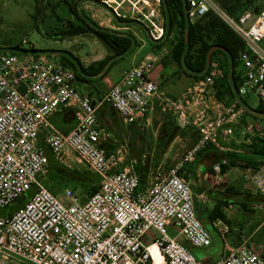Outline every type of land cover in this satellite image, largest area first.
<instances>
[{"label":"built area","instance_id":"obj_1","mask_svg":"<svg viewBox=\"0 0 264 264\" xmlns=\"http://www.w3.org/2000/svg\"><path fill=\"white\" fill-rule=\"evenodd\" d=\"M185 1L191 20L213 11L245 43L237 68V97L228 104L217 97V81L223 76L217 62L209 75L170 97L150 76L155 59H148L124 70L119 81L97 100L79 90L75 71L63 64L57 52L1 48L0 208L31 195L13 214H0V264H155L152 245L162 264H207L170 234L176 229L197 248L212 244L210 231L196 212L194 182L179 169L208 144L225 150L244 117L249 136L264 138V128L249 121L251 114L241 102L257 93L264 104V3L259 1L234 17L218 0ZM111 8L125 18L126 14ZM152 10L142 16L152 25L146 26L151 39L160 41L165 32L161 0ZM23 43L30 42L25 39ZM32 48L36 47L30 43L25 49ZM155 101L181 128L197 130L199 140L173 168L158 169L148 187L138 191L137 161L126 163L128 147L120 144L108 153L100 145L102 139L113 137L98 120L97 111L108 104L125 124L132 125L147 120ZM65 108L75 110L76 124L69 132L61 131L52 120ZM47 149L60 163L71 159L73 152L76 162L99 176L98 190L81 200L67 188L65 200L59 198L42 180L48 174ZM248 173L247 179L264 196V164L248 168ZM204 177L216 185L225 182L219 165ZM216 228L226 252L213 264H264L262 252L245 242L229 246L227 223L218 221ZM152 230L157 235L147 245Z\"/></svg>","mask_w":264,"mask_h":264},{"label":"trees","instance_id":"obj_2","mask_svg":"<svg viewBox=\"0 0 264 264\" xmlns=\"http://www.w3.org/2000/svg\"><path fill=\"white\" fill-rule=\"evenodd\" d=\"M39 0H37L38 2ZM220 4L227 9V11L234 17H239L246 9L256 6L261 0H218ZM85 2H95L107 10H109L119 24L131 26L139 24L137 20L130 18H123L114 12L103 0H61L57 4H52V11L56 12V8L61 3L66 4L69 12L74 17L66 23H62L60 29L54 31L52 36L65 39L78 35L90 34L100 39L110 50V53L103 59L93 61L88 65L82 63L81 59L70 51L59 50H40L36 48L25 49L21 44L14 48H7L10 50L23 51H52L57 52L61 61L67 67L75 71L77 81L80 83L88 82L90 78L99 77L103 79L110 69L127 54L133 52L138 46V40L132 32L117 31L105 28L93 21L89 15L83 10L82 5ZM162 12L164 15L165 32L162 39L156 44V48L162 47L169 41V52L162 58L161 63L167 66L171 63H176L181 71L194 77L195 80L203 78L211 73L212 64L217 62L223 70V76L217 81V97L224 103H230L237 97L239 74L237 68L239 66V57L241 52L245 49L243 39L216 13L208 12L205 16L191 20L187 14V3L185 0H161ZM257 10L260 6H257ZM59 20H62L57 15ZM37 19V16L34 15ZM172 39L170 40V38ZM155 42V41H154ZM216 47V48H215ZM4 47H2L3 49ZM215 48L209 57L210 51ZM1 50V47H0ZM242 104L247 107V110H252L255 114L264 116V104L259 101L256 108H251L246 98H241ZM165 131L164 137H159L158 153L152 164L149 158L144 163L139 162L136 165V170L140 177L138 191L145 190L148 183L156 173V167L159 164L157 159L163 151L166 152L170 141L173 139L175 133L170 131L175 130L177 124L171 116L164 118ZM180 128V127H179ZM177 135L181 136L183 140H187L190 148L193 147L199 140V133L193 127L179 129ZM241 144L236 147L239 150L223 151L208 144L201 151H199L194 160L183 163L179 169V173L187 178L198 179L197 168L203 163L207 157H214V165L205 167L203 173L213 171L216 165H219L221 172H225L231 165H237L243 169L255 168L256 166L264 164V138L258 136L246 135ZM235 145L233 144V147ZM235 148V147H234ZM49 159L47 176L56 179L59 185L67 186L70 183H76L82 187L88 196L94 194L100 184V178L97 174L88 169L78 170L69 169L60 163L55 154L47 149ZM223 155V156H222ZM222 156V158H221ZM183 159V158H182ZM180 159V161L182 160ZM172 161L167 159L163 164V171L171 169ZM173 168V167H172ZM51 190V189H50ZM52 191V190H51ZM232 191L229 187L227 192ZM54 192V191H52ZM31 194H27L18 199L12 206L5 209L2 215H11L14 213L12 208L19 209L30 198ZM264 200V197H262ZM230 201L219 199L217 204L211 210L209 218L211 223L216 219H221L228 225L232 226L231 220L225 215L223 206L229 205ZM248 209L249 205L242 203ZM199 218L203 220L204 215L199 214ZM210 230V229H209Z\"/></svg>","mask_w":264,"mask_h":264},{"label":"crops","instance_id":"obj_3","mask_svg":"<svg viewBox=\"0 0 264 264\" xmlns=\"http://www.w3.org/2000/svg\"><path fill=\"white\" fill-rule=\"evenodd\" d=\"M103 2L113 7L119 14H126L125 18H141L143 17L142 14L148 15L149 13H152L153 6H158V0H103ZM82 8L89 15V17L100 26L117 31H130L136 36L138 40V46L135 48V50L127 54L123 59L119 60L103 79H100L99 77H93L90 78L88 82H78V86L83 88L81 90L79 88L82 93L89 94L93 99L98 100L102 98L110 90V88L119 81V78L124 70L131 66L138 65L140 62L148 59H155L154 69L152 70L150 76L159 83L160 90L166 92V94L170 97L179 96L193 82L190 80V82L187 83L185 87H180V83L185 77L192 79V76L181 71L176 63H171L166 67L162 65V58L169 52V48H167L169 47L167 45L169 41L162 47L156 48L155 46L159 41L154 42L152 40L153 43L151 44L150 48L147 49L149 43L145 39L143 40L140 37L138 38V35L133 30V26L137 24L126 26L117 23L115 16L109 10L95 2H85L82 5ZM143 28L144 27L139 26L140 30ZM142 31L147 32L146 29ZM147 35L151 39L148 32ZM109 53L110 50H107V55ZM97 60H89L86 62H83L82 60L81 61L83 64L88 65L91 62ZM166 116H171L176 122V118L170 112L164 111L159 101H155L152 109L146 116L147 120H141L132 125H127L123 122L119 113L112 106L104 104L99 107L97 111V117L107 132L112 135L113 139L104 138L101 140L100 145L106 150V152L112 153L115 152V149L120 144H125L128 147L126 163L134 159L137 161V164L139 162L144 163L146 159L149 158L150 163L152 164L154 159L157 157L159 137H164L166 133L165 131H167V128L163 126L165 125L164 118ZM52 120L61 131L69 132L76 124L75 110L73 108H65L57 112L53 116ZM177 127L179 128L180 126L177 124ZM178 128L175 130L172 128L170 130L175 134L169 143L167 151H163L161 154H159L161 155V158L159 157L157 159V161H160L156 167V171L158 169L163 170V164L167 159L170 158L171 161L173 160L174 153L171 154V152L173 151L175 145L177 143L179 144L181 141H185L181 138V136L177 135ZM179 129L185 128L180 127ZM233 144L235 145V148L233 147ZM240 144L241 142H232L231 144H228L226 149L223 151L233 149L239 150L236 149V147H238ZM214 159V157L205 158L203 163L197 168L198 179L193 177L189 178L194 182L193 191L194 188H196V194L194 192V195L195 208L198 217L199 214L202 216L204 215L203 220H200L208 230L210 229L208 226H211L209 231L212 237V244L206 248L193 247L179 235L176 229L172 228L170 230V234L174 237H177V239H179L187 248H189L193 254L194 250H196V255H194L198 260H201L207 264H213L226 252V245L224 242L222 249L211 250L210 248L214 243L213 232L219 234L216 224L218 221L222 220L218 218L211 223L209 214L219 199L230 201L229 205H224L222 207L225 215L232 222V226L229 225V246L236 247L237 244L245 242L252 248H263L262 244L264 243V214H261L264 213V200L262 198L264 196L261 195L255 188L254 184L249 179H247L246 176L249 174L248 169H243L237 165H231L225 172H223V178L225 181L224 184L216 185L213 183L212 179H206L204 177L206 172H202L205 167H211L214 165ZM72 160L76 161V159ZM178 162H180V160L177 161V163ZM177 163L171 166L174 167ZM228 187L232 190L230 191L231 193L227 192ZM197 198L201 201L200 204H196ZM242 203L248 204V209H246ZM257 208L261 212H255V209ZM235 231L238 232L236 233ZM246 232H248V234H246ZM232 233L236 234L237 236L233 238L232 235L230 236ZM154 235H157L156 230H152L150 234L147 235V245L153 244ZM255 242L257 245H254ZM198 249H205V251H198ZM151 250L153 252L155 264H162V257L158 253L156 247L152 245ZM259 251L262 252L261 250ZM155 257H157L158 260H156Z\"/></svg>","mask_w":264,"mask_h":264},{"label":"rangeland","instance_id":"obj_4","mask_svg":"<svg viewBox=\"0 0 264 264\" xmlns=\"http://www.w3.org/2000/svg\"><path fill=\"white\" fill-rule=\"evenodd\" d=\"M59 1L61 0H39L38 2L37 0H0V47L14 48L15 46L23 43V40L26 39L40 50H59L63 52L70 51L74 55L78 56L83 62L89 60H97L105 57L109 48L100 39L90 34L78 35L65 39H60L59 37L52 36L54 31L63 27L62 23H66L68 20L74 19V17L69 12L66 4L64 3H61L60 6L56 8V12L52 11V4H57V2ZM263 3L264 0H261V5ZM34 15L37 16V19L34 18ZM57 15L62 20H59ZM158 17L160 18L161 16ZM137 21L139 24H134L135 26H133V30L138 35V38L140 37L143 40L145 39L149 43L147 46L148 49L150 48L153 41L147 35V32L149 33V31L146 26L152 25L150 23V20L144 17H141L140 20ZM138 25L140 27H144L142 30L146 29L147 32L140 30ZM171 39L172 38H170V40ZM30 43H23V47H28ZM167 45L169 46V42ZM262 45L264 47V40L262 42ZM190 80L191 82L195 81L194 77H192V79H190L189 77H185L180 83V87H185V85L189 83ZM79 88L80 90L83 89L82 87ZM246 102L251 108H256L259 104L257 93H251L250 95H248L246 97ZM250 112V114H253V116L249 115V121L257 123V125L260 124L261 126H258L264 128V119L262 120L261 116L258 114L254 115L255 113L253 111ZM247 116L248 115H246V117ZM254 117H256V119H254ZM244 118L242 119L241 123L235 127V135L231 143H240L241 141H243V139L247 138V134L250 135V133L246 132V124L248 123V121L246 120V118ZM188 143L189 142L185 140L175 145L173 151L171 152V154L174 153V157L172 156L173 160L171 165H174L175 163H177V161L182 159L185 153L192 148H190V145ZM69 155L71 159H69L66 163H62L64 166L69 169H86V167L82 163L72 160H75L73 152H70ZM42 180L44 181V184L49 187V189L54 191V193L63 200H65L64 191L67 188L72 189L81 200H86V198L88 197L89 193H87L76 183H70L67 186L59 185L56 179L49 178L47 175L45 176V178H42ZM194 192L196 194V188H194ZM200 202L201 201L197 198L196 204H200ZM17 210L15 209V207L12 208V211L14 212ZM4 212L5 209L0 208V214ZM255 212L259 213L261 211H259V209L257 208L255 209ZM208 227H210L211 229L210 225ZM235 232L237 233L238 231ZM246 234H248V232H246ZM231 235L233 236V238L237 236L234 233L230 234V236ZM213 239L214 243L210 247L211 250L222 249L223 240L220 235L213 232ZM238 245L239 244H237L236 246ZM254 245H257V243L255 242ZM262 246L263 248H253L257 251L261 250L264 254V243L262 244ZM198 251H205V249H198ZM194 254L196 255V250H194ZM14 259L17 260V258ZM156 260L158 259L156 258Z\"/></svg>","mask_w":264,"mask_h":264},{"label":"water","instance_id":"obj_5","mask_svg":"<svg viewBox=\"0 0 264 264\" xmlns=\"http://www.w3.org/2000/svg\"><path fill=\"white\" fill-rule=\"evenodd\" d=\"M215 48H216V47H215ZM215 48H213V49L210 51V53H209V57H210V55H211V52H212Z\"/></svg>","mask_w":264,"mask_h":264},{"label":"bare ground","instance_id":"obj_6","mask_svg":"<svg viewBox=\"0 0 264 264\" xmlns=\"http://www.w3.org/2000/svg\"><path fill=\"white\" fill-rule=\"evenodd\" d=\"M157 257H155V259H156Z\"/></svg>","mask_w":264,"mask_h":264}]
</instances>
